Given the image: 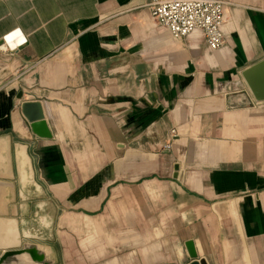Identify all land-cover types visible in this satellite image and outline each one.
<instances>
[{"label":"crops","instance_id":"0c3cea01","mask_svg":"<svg viewBox=\"0 0 264 264\" xmlns=\"http://www.w3.org/2000/svg\"><path fill=\"white\" fill-rule=\"evenodd\" d=\"M216 1L211 51L150 0H0V264H264V0Z\"/></svg>","mask_w":264,"mask_h":264},{"label":"built area","instance_id":"2783aa9c","mask_svg":"<svg viewBox=\"0 0 264 264\" xmlns=\"http://www.w3.org/2000/svg\"><path fill=\"white\" fill-rule=\"evenodd\" d=\"M223 8L224 5L216 0H150L148 4L151 19L174 39L182 40L199 33L211 51L220 49L224 44ZM7 37L14 44L12 49L2 48ZM24 43L22 34L15 30L2 38L0 48L12 51Z\"/></svg>","mask_w":264,"mask_h":264},{"label":"water","instance_id":"95a60500","mask_svg":"<svg viewBox=\"0 0 264 264\" xmlns=\"http://www.w3.org/2000/svg\"><path fill=\"white\" fill-rule=\"evenodd\" d=\"M241 77L254 101L264 103V60L247 68L241 73ZM21 112L36 137L41 139L51 138L40 104L23 102ZM189 257L190 262L188 264H207L204 259H197L192 250H189Z\"/></svg>","mask_w":264,"mask_h":264},{"label":"bare ground","instance_id":"6f19581e","mask_svg":"<svg viewBox=\"0 0 264 264\" xmlns=\"http://www.w3.org/2000/svg\"><path fill=\"white\" fill-rule=\"evenodd\" d=\"M3 48V47H2Z\"/></svg>","mask_w":264,"mask_h":264}]
</instances>
